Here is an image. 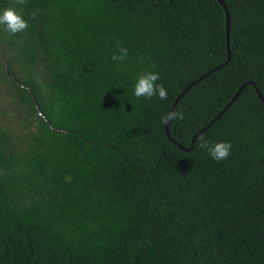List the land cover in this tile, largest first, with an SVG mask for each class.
<instances>
[{
    "label": "trees",
    "instance_id": "1",
    "mask_svg": "<svg viewBox=\"0 0 264 264\" xmlns=\"http://www.w3.org/2000/svg\"><path fill=\"white\" fill-rule=\"evenodd\" d=\"M0 0V264H264V0ZM35 12V18L32 13ZM118 46L128 50L122 61ZM155 65V67H151ZM196 84L175 111L177 96ZM158 72L166 100L134 95ZM201 138L229 142L217 162Z\"/></svg>",
    "mask_w": 264,
    "mask_h": 264
},
{
    "label": "clouds",
    "instance_id": "2",
    "mask_svg": "<svg viewBox=\"0 0 264 264\" xmlns=\"http://www.w3.org/2000/svg\"><path fill=\"white\" fill-rule=\"evenodd\" d=\"M19 5H26L27 0H16ZM35 12L32 13V18H35ZM0 25L6 27L7 31L15 35L19 32L25 31L28 28V22L23 19L21 13L16 8L8 7L0 11ZM119 55L113 54L111 59L113 61L122 62L128 55V50L125 47L118 46ZM151 67H155L152 65ZM161 79L158 72L149 70L143 71L138 77L134 86V95L137 98L144 97L151 99L157 97L160 100H166L168 93L162 83H157ZM183 113L172 111L167 113L163 120H182ZM200 147L206 150L209 155L217 162L226 160L231 154L232 145L229 142H216L209 144V141L201 138Z\"/></svg>",
    "mask_w": 264,
    "mask_h": 264
},
{
    "label": "water",
    "instance_id": "3",
    "mask_svg": "<svg viewBox=\"0 0 264 264\" xmlns=\"http://www.w3.org/2000/svg\"><path fill=\"white\" fill-rule=\"evenodd\" d=\"M224 8L225 13H226V32H227V48H228V60L226 62L229 63L230 61V13L226 7V5L224 4V2L222 0H217ZM220 67H217L215 69L210 70L209 72L203 74L202 76H200L197 80H195L194 82H192L188 87H186L175 99L171 111H175L179 102L181 101V99L185 96V94L191 90L192 87H194L196 84H198L199 82H201L202 80H204L205 78H207L209 75L213 74L216 70H218ZM248 85H253L255 87L256 93L258 95V97L260 98V100L264 103V97L262 96V94L259 92L258 88L256 87V85L254 83L248 82L243 84L238 92L235 94V96L232 98V100L226 105V107L209 123L207 124L202 130H200L199 132H197L191 142V146L186 149L180 145L177 144V146L179 147V149H181L184 152H191L194 149V145L197 143V141L199 140V138L201 137V135L203 133H205L215 122H217L222 116L223 114L233 105L234 102H236V100L239 98V96L242 94V92L244 91V89L248 86ZM171 120L167 121L165 123V130H166V134L170 140V142H172L173 144H176V142L171 138L170 134H169V124H170Z\"/></svg>",
    "mask_w": 264,
    "mask_h": 264
}]
</instances>
